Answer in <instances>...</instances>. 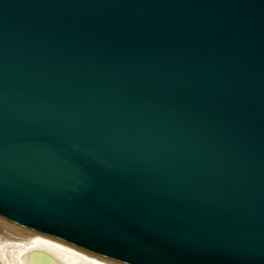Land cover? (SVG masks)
Wrapping results in <instances>:
<instances>
[{"label": "water", "instance_id": "obj_1", "mask_svg": "<svg viewBox=\"0 0 264 264\" xmlns=\"http://www.w3.org/2000/svg\"><path fill=\"white\" fill-rule=\"evenodd\" d=\"M0 217L124 264H264V0H0Z\"/></svg>", "mask_w": 264, "mask_h": 264}, {"label": "rangeland", "instance_id": "obj_2", "mask_svg": "<svg viewBox=\"0 0 264 264\" xmlns=\"http://www.w3.org/2000/svg\"><path fill=\"white\" fill-rule=\"evenodd\" d=\"M20 231L33 233L34 236L22 234ZM41 242L53 244L61 249L66 250L73 256L72 264H90L93 262L90 260V258L93 259L90 255L100 257V255L93 254L81 248H77L56 238L39 234L28 228L18 226L7 219H4L3 217H0V264H19V256L28 252H40L41 248L38 243ZM89 253L90 255H88ZM100 258H103L106 261H115L102 256ZM96 261H98V263H95ZM91 264L105 263L99 261V259H96Z\"/></svg>", "mask_w": 264, "mask_h": 264}, {"label": "bare ground", "instance_id": "obj_3", "mask_svg": "<svg viewBox=\"0 0 264 264\" xmlns=\"http://www.w3.org/2000/svg\"><path fill=\"white\" fill-rule=\"evenodd\" d=\"M22 234H27L29 236H34L33 233L20 231ZM41 248L40 252H28L18 258L19 264H72L73 256L69 254L66 250L59 248L56 245L49 244L46 242L38 243ZM64 245V244H63ZM90 255V253L88 254ZM93 259H99V261L107 264H122L121 262L106 261L103 258L90 255ZM103 257V256H102ZM90 258L91 261H95ZM90 261V262H91ZM91 262V263H93ZM90 263V264H91ZM95 263H98L96 261ZM124 264V263H123Z\"/></svg>", "mask_w": 264, "mask_h": 264}]
</instances>
